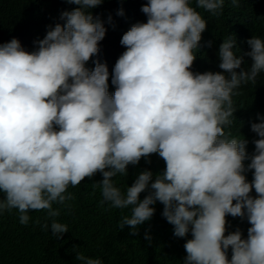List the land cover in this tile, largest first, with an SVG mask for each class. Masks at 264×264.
<instances>
[{
	"label": "clouds",
	"instance_id": "clouds-1",
	"mask_svg": "<svg viewBox=\"0 0 264 264\" xmlns=\"http://www.w3.org/2000/svg\"><path fill=\"white\" fill-rule=\"evenodd\" d=\"M65 2L77 7L48 25L35 50L15 37L0 43V215L18 210L19 222L31 226L45 210L42 229L61 240L69 228L56 218L65 208L72 219L69 186L92 181L100 205L117 209L119 228L132 236L162 204L173 235H191L183 264H264V110L242 136L233 132V98L264 73V39L252 36L250 50L237 54L236 38H225L222 71L201 73L193 65L207 26L201 13L190 0H146L140 11L147 21L122 35L126 50L110 73L92 59L107 29L90 10L105 0ZM195 3L219 16L225 0ZM157 153L162 172H135ZM228 216L247 221L246 237L239 227L228 231ZM0 236L2 259L14 244L12 234L0 229ZM145 239L151 243L148 230ZM77 248L81 264H102Z\"/></svg>",
	"mask_w": 264,
	"mask_h": 264
},
{
	"label": "trees",
	"instance_id": "trees-1",
	"mask_svg": "<svg viewBox=\"0 0 264 264\" xmlns=\"http://www.w3.org/2000/svg\"><path fill=\"white\" fill-rule=\"evenodd\" d=\"M144 2L146 0H105L102 5L90 10L94 16H100L105 21L107 29L105 38L99 44V56L92 59L98 58L101 62H106L110 73L118 57L126 50L120 43L122 35L133 24L147 21L145 14L140 11ZM190 6L196 8L207 22L199 49L194 50L196 60L193 65L197 64L195 68L198 72L222 71L218 67V50L227 37L236 38L241 50L237 49V54L250 50L246 41L252 36L264 39V0H239L238 6H234L231 0H225L223 13L219 16L197 8L195 0H190ZM75 7L77 6L66 3L65 0H0V43L15 37L25 50L33 51V42L45 36L48 25L63 23L59 19L60 14ZM120 9L124 11L123 16L117 15ZM109 14L113 17V24L107 23ZM209 41L211 47L208 46ZM250 65L251 58L245 56L242 67L248 68ZM86 67H94L91 60ZM239 91L240 95L233 98L238 112L233 132L242 136L248 123L257 119V115L264 110V73L258 76L255 85L250 83L242 86ZM152 155L157 160L158 153ZM145 168L156 173L159 170L162 172L165 162L162 158L152 165L142 162L134 170L138 173ZM83 182L85 181L80 186L68 188V192L75 197L71 204L72 219L68 209L54 205L61 208V215L56 220L64 222L69 228V232L61 240L52 235L50 227L48 230L42 229L41 225L47 218L45 210L33 214L34 225L31 226L19 222L18 210L0 215V229L12 234L14 244L12 253L4 254L0 264H81L75 259L73 245H77V250L85 256L100 259L102 264H183L186 257L184 244L191 235L185 238L173 235V226L161 215L162 204L157 202L153 206L156 212L152 219L139 226V235L132 236L128 227L123 230L119 228L123 215L117 209L107 203L100 205V196L95 195L98 190L92 187L94 183ZM145 194H141V199ZM252 195L255 196L254 190ZM79 198L80 202L77 203ZM37 219L40 224L36 223ZM227 220L229 232L239 227L246 237L250 226L247 221L242 222L231 216ZM146 230L152 237L151 243L145 239ZM228 255L230 258V250Z\"/></svg>",
	"mask_w": 264,
	"mask_h": 264
},
{
	"label": "flooded vegetation",
	"instance_id": "flooded-vegetation-1",
	"mask_svg": "<svg viewBox=\"0 0 264 264\" xmlns=\"http://www.w3.org/2000/svg\"><path fill=\"white\" fill-rule=\"evenodd\" d=\"M157 158V160H159L161 157H156ZM157 160H155V159H152V160H150L151 161V163H147L148 165H152V164H154L155 162H157ZM142 162H146L144 159H142V161H141V163ZM140 163V164H141ZM159 164H160V162H159ZM160 166H161V164H160ZM145 169H149V168H145ZM144 170V169H143ZM149 170H151L154 174H156V172H154L152 169H149ZM142 171V170H141ZM159 172H161V170H159L157 173H159Z\"/></svg>",
	"mask_w": 264,
	"mask_h": 264
},
{
	"label": "rangeland",
	"instance_id": "rangeland-1",
	"mask_svg": "<svg viewBox=\"0 0 264 264\" xmlns=\"http://www.w3.org/2000/svg\"><path fill=\"white\" fill-rule=\"evenodd\" d=\"M60 223H62V221H61ZM63 223H64V222H63Z\"/></svg>",
	"mask_w": 264,
	"mask_h": 264
}]
</instances>
